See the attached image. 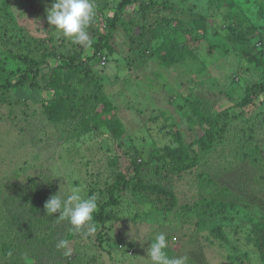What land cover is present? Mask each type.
I'll return each mask as SVG.
<instances>
[{"label": "rangeland", "instance_id": "1", "mask_svg": "<svg viewBox=\"0 0 264 264\" xmlns=\"http://www.w3.org/2000/svg\"><path fill=\"white\" fill-rule=\"evenodd\" d=\"M52 2L0 0V19L14 26L8 38L26 31L49 60L39 88L13 87L18 102L11 105L0 99V264H8L11 245L28 249L15 253L14 264H146V239L159 233L168 256H185L186 264H264V94L241 104L264 71V0H135L96 56L117 0H94L89 45L53 31L46 19ZM9 48L17 52L13 42ZM69 54L92 70L101 97L68 99L50 87V74ZM17 65L0 42V83ZM76 70L63 67L72 84L83 73ZM222 110L223 132L201 148L208 119ZM132 159L144 164L138 191ZM178 160L187 168L174 166ZM119 172L132 181L115 192L114 219L102 223L97 208L76 231L58 212L47 215L45 202L68 182L89 196L90 186ZM47 235L53 241L38 252L37 238Z\"/></svg>", "mask_w": 264, "mask_h": 264}, {"label": "trees", "instance_id": "2", "mask_svg": "<svg viewBox=\"0 0 264 264\" xmlns=\"http://www.w3.org/2000/svg\"><path fill=\"white\" fill-rule=\"evenodd\" d=\"M135 0H117L115 4V11L113 16L107 17V33L103 34L101 38L98 37V40L95 44V51L94 56H96L97 52L100 49V42L105 41L107 38H110L112 33L115 31L117 26L124 25L123 24V17L121 12L123 9L129 5L132 4ZM141 6V5H140ZM7 21H3L0 19V42L7 47L8 53L11 55L13 59H15L18 63L15 69H10L8 71V75L5 77L4 81L0 83V99L4 100L8 104L17 103L18 99L13 97L10 93L11 89L13 87L21 86V87H31L32 89H37L40 87L37 77L40 72V67L42 65H45L49 62L47 52H45V46L40 47L42 45L40 42L37 41V39L30 37V35L27 34L26 31L22 34V36L17 41H12L10 38H8V32L12 31L14 29V26H8L6 24ZM133 25V24H131ZM22 29V28H21ZM126 31H131L130 27H125ZM133 35L129 36L131 38ZM262 39L264 41V37L262 36ZM13 42V44L16 47V51L14 49L9 48V44ZM249 51L246 50V52L250 53L252 57H254L257 54V51L254 50L252 44H248ZM262 53L264 55V49H261ZM261 53V52H260ZM62 57V55H61ZM71 57V58H70ZM79 63L75 64L73 56L70 54L67 56H63L61 58L60 63L58 64L57 70H53V72L49 76V85L53 89H59L63 88L64 92V98L67 97L68 99L74 98H82L84 101H87L89 99H95L96 97H101V85L97 80H94V73L90 68H87L86 66L84 68L79 67ZM63 67H71L77 69L76 71H83L81 74V77L77 80L76 83H71L67 76H63ZM85 70V71H84ZM15 78V79H13ZM68 80V81H67ZM67 81V82H66ZM95 81V83H93ZM66 82V83H65ZM71 84H70V83ZM96 85V86H95ZM97 85L99 86L97 88ZM95 86V87H94ZM92 92H91V91ZM91 92V96L88 98L86 95ZM85 93V95H84ZM264 94V71L261 70L260 72V78L247 85L245 89V95L243 97V100L241 104H249L254 101V99L260 95ZM101 94V95H100ZM73 96V97H71ZM90 119H95L98 117V115H89ZM95 117V118H94ZM227 110H222L218 112L213 118H206L209 120L210 126L207 128L204 135H201L197 139V143L201 148H209L212 146L213 141L215 140L216 136L221 135V133L224 130V126L221 124V121L224 120V118H227ZM117 120H110V125L114 124ZM105 122V121H104ZM102 123V122H100ZM108 123V121H107ZM108 126V125H107ZM98 127V126H95ZM186 149L184 148V151ZM193 151V156L191 157V163L193 162V159L197 157V152L195 150ZM188 155V154H186ZM171 157L172 154H170ZM173 160L175 158L173 157ZM132 165H133V171L135 177L138 179V184L134 183L131 185V179L126 180L125 175H122L121 172H119L116 175L115 180L105 182L102 185H94L90 186L88 190L89 196L96 195L97 196V204H98V212L96 214V218L100 220L102 223H104L107 220L114 219L115 218V208L120 203L118 198L115 196V192L118 191L119 187L121 188H127L131 185V188L133 191H138L140 189H143L142 187V180L143 179V170L142 167L144 166L143 162L136 161V159H132ZM164 167H170L163 164ZM173 165L180 167V169L187 168V165H183L181 160L175 161ZM172 166V165H171ZM130 180V181H129ZM162 193L169 196L170 199L174 200L175 195L170 190H167L164 187H161L160 185L154 184ZM215 229H219L220 225H214ZM264 232V229H263ZM52 236H43L40 238H37L38 243H40V246L36 248V250L39 252V248L42 247L41 242L45 240H52ZM34 237H32L33 239ZM47 249H50V247H47ZM28 249L21 248L20 245L15 247L14 245H11L8 252L4 253L5 256L10 259L8 261V264H14L17 262V257L15 253H21ZM14 255V257L11 255ZM9 255V256H7ZM22 264V263H18Z\"/></svg>", "mask_w": 264, "mask_h": 264}, {"label": "clouds", "instance_id": "3", "mask_svg": "<svg viewBox=\"0 0 264 264\" xmlns=\"http://www.w3.org/2000/svg\"><path fill=\"white\" fill-rule=\"evenodd\" d=\"M47 23L54 26L56 32L70 39L73 43L89 45L90 39L87 32L89 24L96 15L94 0H53L46 9ZM63 177L57 175L56 177ZM60 190L45 202L44 208L47 215L59 213L58 219L67 220L76 231L86 224H90L93 213L97 211V196H85L83 185L67 183V189L63 194ZM151 243L146 249V264H186V257L170 258L166 252L167 240L164 233H159L155 238H148ZM141 241L143 244L144 241ZM58 247L67 249L65 255L71 254L67 242L61 240Z\"/></svg>", "mask_w": 264, "mask_h": 264}, {"label": "built area", "instance_id": "4", "mask_svg": "<svg viewBox=\"0 0 264 264\" xmlns=\"http://www.w3.org/2000/svg\"><path fill=\"white\" fill-rule=\"evenodd\" d=\"M100 63H104V60L101 59V60H100Z\"/></svg>", "mask_w": 264, "mask_h": 264}]
</instances>
